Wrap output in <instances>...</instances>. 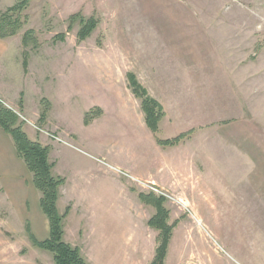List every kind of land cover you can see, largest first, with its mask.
I'll use <instances>...</instances> for the list:
<instances>
[{
  "label": "rangeland",
  "instance_id": "374dc122",
  "mask_svg": "<svg viewBox=\"0 0 264 264\" xmlns=\"http://www.w3.org/2000/svg\"><path fill=\"white\" fill-rule=\"evenodd\" d=\"M18 1L0 0V13ZM24 14L28 21L14 36L19 40L27 31L33 32L28 45L15 42L18 50L3 61L5 74L0 63V79L5 76L0 96L19 114L17 123L29 138L47 147L40 141L42 134L76 148L70 136L78 134L87 145L109 151L111 142L124 139L115 134L118 127L102 123L88 128L86 119L91 122L96 116L100 108L93 105L98 102L112 103L119 94V101L136 97L129 86V71L137 72L155 93L170 96L171 103L176 89L180 92L175 94L176 109L166 102L174 117L184 115L179 129L195 121L228 125L221 131L223 139L228 134V145L219 147L230 169L229 181L223 184L234 199H223V206L214 212L200 207L202 215H222V221H210L215 233L203 236L193 215L195 206V210L185 207L172 191L132 177L131 187L137 193L166 199L164 205L170 212L167 222L174 228L164 264H190L188 250L194 244L219 247L221 241H232L241 249H251L242 236L247 239L256 226L264 230V0H29ZM91 17L98 24L81 40V19ZM172 35L177 42H170ZM25 59L27 66H23ZM11 76L18 86L10 84ZM135 99L142 105V99ZM51 121L59 130H53ZM55 157L52 153V160L62 162ZM60 166L69 167L65 163ZM60 166L57 172H61ZM25 174L28 182L23 187L0 177V264H56L54 255L32 239L33 198L25 204L29 197L17 196L32 189L33 174ZM64 202L66 205V197L61 210L67 207ZM151 206L148 222L146 215L142 226L152 227L149 221L157 209ZM115 213H105L112 218L108 222L114 229L112 236L104 243L102 231L92 229L91 247L82 246L88 264H133L131 260L144 258L127 253L126 223L118 219L116 209ZM255 215L262 220L253 221ZM73 227L77 230L76 223ZM189 229L195 231L191 242ZM156 230L157 249L160 231ZM37 236L39 240L45 237ZM153 247L152 242L149 250ZM152 254L145 256V262L151 260L152 264L156 252Z\"/></svg>",
  "mask_w": 264,
  "mask_h": 264
},
{
  "label": "crops",
  "instance_id": "0c3cea01",
  "mask_svg": "<svg viewBox=\"0 0 264 264\" xmlns=\"http://www.w3.org/2000/svg\"><path fill=\"white\" fill-rule=\"evenodd\" d=\"M15 37L0 38V63L2 62L3 74H5V68L2 66L3 61L10 58L14 49L18 50L16 46L14 47L15 42L16 45L18 43L19 45L23 44L22 38L17 40ZM171 38L170 42H177L173 35ZM129 72L135 73L134 71ZM136 76L149 94L161 103L164 111L166 110L165 116L160 121V129L157 134L149 128L142 105L135 101L136 97L128 96L125 101H119L120 94L112 103L98 102L94 104L93 108L100 109L92 121L86 125V127L91 128L102 123H111V125L118 127L115 134L118 138L124 139L111 142L112 148L109 151H104V149L94 145H87L83 137L78 134L71 135V132L69 133L70 138L76 144V148L57 143L40 134V141H43V144L49 148V159L54 162L53 174L65 179L64 183L59 186L57 201L61 215L66 211L65 208L60 209V204L65 197L67 203L65 205L64 202V207L70 206L69 213L63 219L64 240L79 247L85 258L86 245L91 247L88 246L89 238L93 239L95 236L92 229L97 228L102 231L101 236L104 238V243L107 238L112 236L114 229L108 225L112 218L105 213L117 215L115 209L119 212L118 219L126 223V228H124L125 232L127 230L126 236L128 238L127 253H133L139 257V255L146 256L150 252L154 255L156 252L157 230L147 224L142 226V221L145 222L146 215L148 222V208H152V206L144 202L139 192L137 193L131 187L134 185L132 177L154 182L161 188L172 191L185 207L190 206L193 210L195 206L197 212L194 211L196 215H193L199 225L202 226V229L198 230L203 236L207 233H215L210 221H222V215H217L215 218L210 214L202 215L200 207H204V209L208 207L214 212L216 208L223 206V199L227 201L228 197L232 198L228 195V186L223 184V182L229 181L227 175L230 173L229 164L223 160L225 152L223 154L219 147L222 144L226 147L228 145V134L224 135V139L221 134V131L228 128V125L221 127L217 124L205 125L195 121V123H188L179 129L181 117L184 115H176L175 117H178L176 120L174 114L172 115L171 105L176 109L175 94H180V92L174 89L171 103L170 96L155 93L153 88L141 81L138 74ZM3 78H5L4 75L1 79ZM1 79L0 95L3 92ZM11 79L12 82L9 83L13 87L18 86V82L14 84L15 79L12 76ZM129 89L127 87L128 91ZM0 98L2 99L1 96ZM166 100L171 103L170 105L168 102L169 107H167ZM178 101L181 103L183 99L178 98ZM7 108L11 109V107ZM24 108L27 109L26 104H24ZM11 110L15 111L14 109ZM32 113L34 116L37 114L36 112ZM186 117L191 116L187 114ZM183 119L189 121L188 118ZM50 125L53 126V130L60 128L52 121ZM100 129L102 130V128ZM188 131L190 134L176 145L163 146L158 143L157 138L169 139L178 136L180 133H188ZM240 137L243 138V134ZM52 153H55V159L59 157L62 162L52 160ZM64 163L69 167L60 166ZM82 163L84 167H79ZM58 165L61 172H57ZM26 172L32 176V172L28 169L25 161L18 156L13 137L0 126V177H6L12 182V185L18 183L20 187H23L21 185L28 182L25 176ZM23 179L24 182H20ZM17 196L29 197L25 204H29L30 199L33 198L34 212H30L32 213L30 218L32 231L36 237H38L37 234H41L45 236L44 239L47 238L50 234V224L40 206L41 191L33 183L30 191L20 193ZM233 199L230 202H233ZM237 202L239 201L237 200ZM198 214L201 216L197 219ZM261 220L260 215L253 217V221L259 222ZM91 221L94 223L93 226ZM182 221H179L180 225ZM73 223H76L77 230L73 227ZM127 226L130 228L127 229ZM194 233L195 231L189 229V242L194 237ZM185 234L187 235V232ZM242 239L244 244L249 243L252 248L241 249L238 242L232 241H221L220 248L212 245L197 246L194 244L189 245L187 258L190 264H264V230L260 226H256L252 230L251 236H248L247 239L242 236ZM152 242L154 247L151 251L149 248ZM82 246L85 247L82 248ZM145 256L141 261L138 259L130 262L133 261V264H137L136 262L139 261V264H150L151 260L145 262Z\"/></svg>",
  "mask_w": 264,
  "mask_h": 264
},
{
  "label": "trees",
  "instance_id": "16d2710c",
  "mask_svg": "<svg viewBox=\"0 0 264 264\" xmlns=\"http://www.w3.org/2000/svg\"><path fill=\"white\" fill-rule=\"evenodd\" d=\"M28 3L29 0L18 1V3L0 13V38L16 35L28 21V16L24 14ZM81 20V28L78 35L82 40L91 35L98 21L94 17L89 19L83 18ZM32 32V30H29L23 36L24 45L29 44ZM24 64L27 66V59L24 60ZM127 77L134 95L142 99V108L149 128L157 134L160 129V121L165 116L163 106L149 94L135 73L128 72ZM45 114L44 112V116ZM18 116L15 111L0 103V126L13 137L18 156L25 161L28 169L32 172L33 183L42 193L40 206L50 224V234L47 238L39 240L34 234L32 235V239L37 246L50 251L54 255L56 264H88L80 248L64 240L63 219L69 213L70 206L61 215L57 207V201L59 186L64 183L65 179L53 174L54 162H51L49 159V148L29 138L23 127L18 125ZM89 121L90 118H87L86 123H89ZM189 134V132L181 133L173 138L157 139L160 145L173 146ZM140 197L144 202L154 205L157 209L156 214L149 221L150 226L160 231L159 245L152 264H164L174 228V225H169L167 222L170 212L164 205L166 199L146 193H140Z\"/></svg>",
  "mask_w": 264,
  "mask_h": 264
},
{
  "label": "built area",
  "instance_id": "2783aa9c",
  "mask_svg": "<svg viewBox=\"0 0 264 264\" xmlns=\"http://www.w3.org/2000/svg\"><path fill=\"white\" fill-rule=\"evenodd\" d=\"M0 102H2V104H4L3 103V101L1 100V98H0ZM16 112V111H15ZM17 113V112H16ZM18 114V113H17ZM19 115V114H18ZM54 138H57L56 136H53ZM129 177H131L130 175H128ZM150 187H151V189L153 190V191H157V189H155V187L153 186V185H150ZM169 197V196H168Z\"/></svg>",
  "mask_w": 264,
  "mask_h": 264
}]
</instances>
